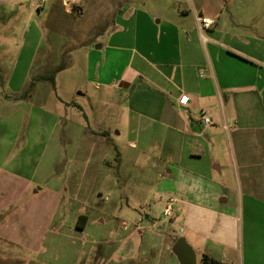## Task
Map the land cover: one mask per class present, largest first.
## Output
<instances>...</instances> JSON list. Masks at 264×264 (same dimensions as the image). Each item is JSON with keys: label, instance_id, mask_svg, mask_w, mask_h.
Wrapping results in <instances>:
<instances>
[{"label": "rangeland", "instance_id": "obj_1", "mask_svg": "<svg viewBox=\"0 0 264 264\" xmlns=\"http://www.w3.org/2000/svg\"><path fill=\"white\" fill-rule=\"evenodd\" d=\"M217 1L226 3L224 17L228 18L232 0ZM179 2L171 7L176 14H180L178 8L189 14L193 9L198 11L195 0L194 8L189 0ZM141 12L155 15L159 10L149 0H0V193H10L9 175L23 165H29L23 178L30 181L26 194L1 212L0 223L22 207L25 215L32 210V220L24 225L25 216L16 215L11 218L13 223L29 226L27 230L33 232L36 226H47L43 218L49 215L38 210L39 201L26 206L27 198L31 191L47 187L50 199L51 188L60 181L54 201L63 198L51 226H68L75 209L89 212L92 219L83 238L100 236L121 244L111 264H183L172 251L176 235L193 251L194 262L190 264H202L204 254L231 264H264V200L259 197L260 190L249 208L241 184L238 192L234 182L236 198L231 210L189 208L170 218H165L160 208L146 215L144 211L153 203L148 196L145 206L143 198L137 199L143 212L124 215L112 207L114 193L137 196L139 186L131 177L148 175V188L158 185L150 174L154 152H144L140 146L147 138L153 142V136L129 131L124 118L125 93L120 99H110L119 96L117 88L109 89L99 82L98 73L93 71L99 62L101 74L111 70L114 76L135 59H130L136 47L130 34L134 24L128 19ZM207 15L216 21L215 13ZM229 26L227 22L220 24L225 29ZM202 33L208 36L206 29ZM61 63L64 68L56 73L54 83L35 78ZM103 91L110 112H104L95 101ZM89 124L95 130L109 131L96 139V146L79 133V126L89 128ZM91 170L98 176L92 177ZM154 200L167 202V194ZM139 217L142 221L137 223ZM123 220L127 228L120 225ZM106 228L111 229V238L104 235Z\"/></svg>", "mask_w": 264, "mask_h": 264}, {"label": "crops", "instance_id": "obj_2", "mask_svg": "<svg viewBox=\"0 0 264 264\" xmlns=\"http://www.w3.org/2000/svg\"><path fill=\"white\" fill-rule=\"evenodd\" d=\"M149 1L158 14L141 12L128 19L134 24L130 34L136 47L130 59H135L113 77L111 70L100 73L99 62L93 68L99 82L117 88L119 96L110 99H120L125 93L124 118L129 131L153 136V142L147 138L140 146L144 152H154L150 174L158 185L149 189L148 175L131 177L139 186L137 196L114 193L112 207L124 215L143 212L137 199L143 198L145 206L148 196L153 203L144 211L146 215L167 204L172 217L189 208L229 211L236 198V182V190H241V184L250 208L257 190L264 200V0H232L228 18L224 17L226 3L217 0H195L198 11L193 9L192 14L183 8H178L180 14L173 11L171 7L179 6L180 0ZM189 3L194 8L192 0ZM207 12L217 16L215 25L206 28L208 36L202 33L203 39L194 14L209 16ZM225 22L230 24L226 29L220 27ZM105 97L103 91L95 99L104 112ZM203 113L211 118L210 124H203ZM92 126H79V133L96 146V139L109 131ZM28 166L10 173L11 191L0 193V214L26 194L30 181L23 176ZM91 175L98 176L92 170ZM59 184L51 188V200L47 187L31 191L27 198L26 206L39 201L38 210L49 215L43 218L47 226H36L33 232L27 230L29 226L13 223L11 218L16 215L25 216L24 225L32 220V210L25 215L22 207L5 216L0 223V264H111L112 255L121 251L115 240L83 238L92 219L89 212L75 209L68 226H51L63 198L54 201ZM164 194L167 202H155L154 198ZM80 215L87 217L82 228L76 226ZM104 231L111 238V229ZM106 254L102 260L100 256Z\"/></svg>", "mask_w": 264, "mask_h": 264}, {"label": "built area", "instance_id": "obj_3", "mask_svg": "<svg viewBox=\"0 0 264 264\" xmlns=\"http://www.w3.org/2000/svg\"><path fill=\"white\" fill-rule=\"evenodd\" d=\"M195 22L196 25L199 29V32L201 34V37L203 38L202 35V30L209 28L210 26H212L215 23V20L213 18H211L210 16H206L200 13H195ZM204 39V38H203ZM181 99L185 100V96H182ZM202 122L205 125H208L211 123V118L206 115L205 113L202 114ZM162 215H164L165 218H170L172 215V208L170 204L165 205V207L162 209ZM142 218H138L137 223L141 222ZM122 225L124 228H127L128 223H126L125 221L122 222ZM139 227H137L138 229Z\"/></svg>", "mask_w": 264, "mask_h": 264}, {"label": "trees", "instance_id": "obj_4", "mask_svg": "<svg viewBox=\"0 0 264 264\" xmlns=\"http://www.w3.org/2000/svg\"><path fill=\"white\" fill-rule=\"evenodd\" d=\"M63 68H64V64L61 63L55 69H53L51 71H48V72H45V73H42V74H38L35 78L38 79V80L39 79H46V80H49L52 83H54L56 73L58 71L62 70ZM32 85H33V81H31L30 86H29V89H30V87H32ZM86 220H87L86 215H80L78 217L76 226H78L79 228H82L84 226ZM201 260H202V264H228V263H223V262H221L218 259L209 257L206 254H204L202 256Z\"/></svg>", "mask_w": 264, "mask_h": 264}, {"label": "water", "instance_id": "obj_5", "mask_svg": "<svg viewBox=\"0 0 264 264\" xmlns=\"http://www.w3.org/2000/svg\"><path fill=\"white\" fill-rule=\"evenodd\" d=\"M172 251L176 254L181 263L190 264L194 262L192 249L183 237L177 238L172 246Z\"/></svg>", "mask_w": 264, "mask_h": 264}]
</instances>
